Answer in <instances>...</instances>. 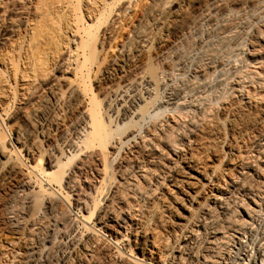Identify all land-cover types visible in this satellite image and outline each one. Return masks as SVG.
<instances>
[{"label": "rangeland", "instance_id": "obj_1", "mask_svg": "<svg viewBox=\"0 0 264 264\" xmlns=\"http://www.w3.org/2000/svg\"><path fill=\"white\" fill-rule=\"evenodd\" d=\"M70 1L75 3V0ZM154 1L106 0L114 7L112 11L125 6L124 22L113 30L114 37L109 44L103 45L99 36L103 25H100L94 31L96 37L85 42L88 45L85 68L82 72L75 68L64 73L65 64L63 66L59 62L62 56L56 58L61 54L58 49L61 43H57L60 41L54 37L59 32L54 29L55 25L48 26L52 22L45 15L42 16L50 0H0V148L4 147L3 153H0V264H62L63 256L74 247L72 236L84 233L85 225L95 227V203L98 202L99 206L105 202L108 188L119 183V175L124 167L128 169L127 176L136 180L133 182L135 189L143 192L140 189L147 187V190L150 189L144 190L151 193L149 191L154 189L153 185L160 180L161 174L149 168L145 170L147 174L144 179H141L139 172L134 170L139 165L147 167L145 154L153 156L154 153L149 149L147 151L145 143L138 144L141 143L139 138L145 133H152L151 129L154 128L158 133L159 124H165L168 111L163 112L158 104L173 87L185 86L188 95L196 99L197 91L192 83L195 74L205 67L216 66L215 75L209 68L207 75H212L206 78L211 86L214 85L207 95L206 114L201 112L204 115L200 113L201 117L197 115L195 118L192 116L196 114H189L194 119L188 117L191 124L188 127L194 130L204 126L207 116L223 112L226 106L238 105L234 90L240 89L243 83L244 86L249 83L254 86L256 82L255 86L264 84V78L261 81L253 78L252 83L250 80L252 72L259 65L264 66V59L254 61L250 57L257 49L264 54V0H166L160 12L153 17L149 12L154 4L158 5ZM45 11L47 14V9ZM47 17L51 19L53 16ZM45 20L48 24L44 23ZM40 30L46 34V37L40 36L44 39L41 38V43L40 37L36 38L43 35L38 33ZM55 42L59 45H55ZM125 44L129 49L127 56L120 54ZM21 77L25 81H20ZM146 78L153 81L161 79L162 83L159 87H153L154 94L150 96L146 93ZM191 78L194 81L191 82ZM233 78L241 81L238 83L242 85H235ZM246 78L248 82L245 83ZM73 85L78 86L84 96L92 98L93 104L90 102L88 106L90 108L92 104L91 111H96L94 120L96 118V122L105 130L101 138L104 144L97 142L94 146H100H91L93 150L89 144L85 148H73L80 144L86 121L72 102L75 95L70 94L69 89ZM186 85L193 87V90ZM32 90L37 94L33 92L29 96ZM133 104L146 115L143 119H131L130 123V118H125L123 111ZM165 125L162 126L169 131ZM184 131L187 134L183 132L180 140L190 136V131ZM131 134L134 137L136 134L137 143L133 138L126 142V137ZM169 134L171 141L179 143L175 132L169 131ZM159 146L157 153L163 151L164 167H168L169 153L161 144ZM40 158L43 164L32 171L30 168ZM42 167L47 172L57 171V175L62 177L61 183L48 182ZM57 167L60 170H56ZM109 174L113 178L107 180L104 188L100 187L101 178L104 175L109 177ZM29 185H36L37 188L31 189ZM161 185L156 191L163 188ZM122 187L121 197L126 196L127 190H132L130 186ZM35 227H40L38 234L28 242L38 254L33 257L34 260H25V263L24 259L21 260L22 246L28 232ZM131 251L136 258L142 259L139 249L132 244Z\"/></svg>", "mask_w": 264, "mask_h": 264}, {"label": "bare ground", "instance_id": "obj_2", "mask_svg": "<svg viewBox=\"0 0 264 264\" xmlns=\"http://www.w3.org/2000/svg\"><path fill=\"white\" fill-rule=\"evenodd\" d=\"M165 1L155 0L154 2H157L158 5L154 4L149 15L155 17L164 6ZM110 4L106 3V0H75V3L70 0L66 2L64 0H53L51 2L50 0L49 6L46 4L47 14L46 9H43L45 13L42 16L45 15L47 20L49 19L48 21L52 23L48 24L47 20L44 23H47L48 26L55 25L54 29L63 35L61 37L62 35H59L55 30L57 35L52 34L56 41H60L57 43H61L59 45L55 42V45L61 46L58 48L61 54L59 53L56 58L62 56L59 62L63 66L65 64L64 73H69L68 71L75 68L82 72L87 59L86 50L88 45L86 46L85 42L88 43L89 38L96 37L94 31L99 29L100 25H103L99 31L100 44H109L112 40L114 29H117L124 22L125 10L127 9L122 6L119 10L112 11L114 7L112 8ZM47 16L53 17L50 19ZM40 31L39 34L44 32V30ZM42 34L35 36H37V39L40 36L46 37V34ZM32 37L36 40L33 34ZM42 39L39 40L40 43ZM32 40L31 42H33ZM58 49L56 48L57 52ZM89 50L91 51V49ZM128 53L129 49L125 44L121 47L120 54L127 56ZM88 55L90 56L89 53ZM250 57L254 61L263 60L264 54L257 49ZM247 64L246 66L249 65ZM213 65L207 69L205 67L197 71L195 81L191 78V82L194 81L192 82L194 89L197 91L196 99L192 98L194 96L188 95L184 90L185 86L183 88L177 86L175 89L173 87L166 97L164 96L165 99L158 104L163 112L168 111L166 125L159 124L158 128L160 127V130L158 131L160 133H157V129L154 128L151 129L152 133L148 130L147 134L145 133L144 136L139 138L141 143L138 144L145 143L147 151L149 149V152L154 153L153 156L147 154L149 157L144 153L150 167L147 165V167H139V165L134 170L137 173L139 172L140 175L138 176L141 179H144L145 174H147L145 170L149 168H152L151 171H159V175L161 174L159 179L162 181L161 184L164 185L160 184V180H156L153 185L154 189L149 191L151 193L146 192L150 189L147 190V187L144 188L146 191L144 189H140L143 192L139 191V189L134 188L136 185L133 182H136V180L134 178L132 180L130 176H127L128 169L124 167L119 175V183L110 185L108 188V197L105 202L99 206L98 202L95 203L97 207L95 227L94 225H85L84 233L72 236L74 247L63 256L62 264H264V84L259 83L255 86L257 82H254V86L249 85L250 83L244 86V83L243 85L239 84L241 81L233 78L236 80L234 81L236 82L235 85L243 86H240V89L238 87L236 90L233 89L234 87L231 88L235 91L234 95L238 105L236 104L234 107L226 106L227 108L223 112L219 111L217 115L207 116L208 119L204 120V126L201 129L194 127L195 129L192 130L188 127L191 125L189 124L190 119L193 120L194 116L197 117V115L201 117L199 114L208 110L207 95H209L208 93L214 85L211 86V82H208L206 78L212 75H207L209 68L213 70L214 74L216 66ZM262 66L259 65L257 70L250 71L254 75H250L252 79L248 77L251 83L254 79L261 81L264 78V66ZM23 79L24 77H21L20 81H23ZM160 80L153 81L151 78L144 80L148 87V89L145 87L147 89L146 93L149 96L154 91V86L162 84ZM246 82H248L247 78L245 79ZM186 87L190 86L186 85ZM192 88L190 87V89ZM30 89L32 88L30 87ZM30 89L25 93H28ZM33 92L34 90L29 93V96ZM69 92L75 95L72 102L78 109L79 114L86 119L82 128L83 134L81 135L80 146L77 144L78 146L74 145L73 148L80 147L81 149V147L85 148L89 145V147L94 148L97 142L102 145L104 140L101 138L104 137L102 135L105 130L96 122V118L94 120L95 115L93 116V114L96 111L93 113L90 109L93 104L92 98L89 99V97L84 96L76 85H73ZM196 100L203 108L198 106ZM90 102L92 104L89 108L88 103ZM133 106L129 108L131 110L123 111V116H128L130 123L131 119H137V117L143 119L146 115V113H140L136 105L133 104ZM189 114L196 115L191 118ZM162 125L177 134L179 143L171 141L172 136ZM101 129L104 131L103 133ZM184 130L190 131L191 133L188 132L190 136L187 137L188 134L186 136L188 139L180 140V138H183ZM131 135L133 136L128 138ZM131 135L126 137V142L129 143L128 139H135L136 134L135 137L134 134ZM122 144L125 143L122 142ZM159 144L169 153L170 166L166 165L168 167H164L166 163H164L163 156L161 157L163 151L160 149V154L157 153L160 148ZM97 145L100 146V144ZM134 146L131 145V147ZM3 148H0L1 154ZM134 151L132 152L134 153ZM143 155L141 157H144ZM142 162L144 165V161ZM40 164H43L42 158L36 160V163L30 169L34 171L37 169V165ZM42 169L44 168L42 167ZM58 169L57 167L56 170ZM159 175L157 173V176ZM44 176L52 184L57 183L59 185L62 180V177L57 175V171L51 173L44 169ZM111 176L112 174H109V177L106 175L100 177L99 186L104 188L108 182L107 180L113 178ZM160 185L163 188L156 191ZM122 186H130L132 189L130 190L131 194L127 190V197L123 194L125 198L121 197L122 192L120 190L123 188ZM36 188V185L31 187V189ZM82 220L85 221V218H82ZM39 229L40 227H35L28 232V237L23 243L21 251V260L24 259V262L25 260L28 262L38 254L28 241L38 234ZM131 244L139 249L142 256L141 260L132 254Z\"/></svg>", "mask_w": 264, "mask_h": 264}]
</instances>
